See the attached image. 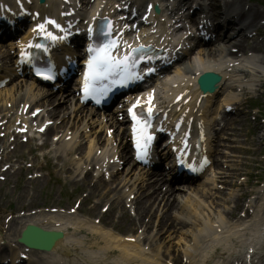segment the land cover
I'll list each match as a JSON object with an SVG mask.
<instances>
[{
    "label": "bare ground",
    "instance_id": "1",
    "mask_svg": "<svg viewBox=\"0 0 264 264\" xmlns=\"http://www.w3.org/2000/svg\"><path fill=\"white\" fill-rule=\"evenodd\" d=\"M242 1L243 0H238V2ZM249 15L252 21H255L257 18L263 16V12L257 8L252 10L250 9ZM232 36L233 34H222V38L220 37L222 43H218L216 47L209 48L207 52H200L199 64H197L193 60H187L184 64V67H193L194 69L198 68L201 72L206 70H213L214 72L220 73L222 79L221 83L224 80L230 79H225V73L227 72V69L229 67V62L231 61L229 58H233L235 62L238 61V68L242 65L245 68L256 69L259 72H263V57H260L258 59H256L255 57L242 58L241 63L239 62V58L243 55V52L246 48H249L250 51H258L260 46L255 42H252L251 44L248 43L245 37L240 36L239 38L234 39L231 38ZM229 43L231 44V47L237 48V52H241V54L238 55L237 52H231V49L228 45ZM176 73L177 77H181L182 69H178ZM16 89H19V85H16ZM221 90L222 88L220 89V91ZM27 93L31 95L28 98H30L35 104H37L36 98L39 96V93H34L31 90V87H28ZM42 95L46 96L47 94L42 93ZM227 100L229 99L227 98ZM66 102L67 101H63L62 104L57 103V105L50 110L49 114L50 116L52 115L55 118L60 117L61 120L71 118L74 122V125H77L79 120L72 117L73 115L71 113V109H74L73 111H75L74 104L72 103V100H70V105H67ZM50 104H52V102L46 103V105ZM37 105L45 106L43 104ZM80 111L83 112L84 117L88 116V113H85L84 109H81ZM213 119L214 117L208 118L207 115H204V125L207 126L208 129L211 127V121ZM233 124L239 125L240 122H238L237 119H229L225 126H232ZM233 130L235 131V128ZM121 133V127L119 126L117 135H120ZM217 143L219 144L220 142L218 141ZM222 144L227 145L224 144V141L222 142ZM77 148L80 149L81 146L78 145ZM92 148L93 146L89 144L88 152ZM220 151L221 150L217 147V145H215L213 148V152L215 153ZM217 161V158L213 159V162H215V166L218 165L216 164ZM235 170L238 171L237 168ZM189 191V194L181 195L175 192V190H171L170 195L165 203L167 209L165 213L161 215L157 223V228L159 229V231H157L155 235L151 236L150 239L149 237H147V240L149 241L148 243H153V240H157L158 233L161 231V234H163L164 237L166 236L165 238L168 239L167 244L165 243L164 245H161V243L158 242L148 247L149 252H146L145 257H147V260H150L151 264H168L170 260L173 262V264H178L179 252L173 253V251H175V248L173 243L174 241L172 242V239L175 238L177 239L175 241V244H179L180 242L182 243L181 250L183 251L181 255L186 258V261L189 264H206V256H204V253H206L207 250L210 251L208 254H214V256L217 257L215 262L220 264H230L231 259H236L240 254L231 253L230 247L234 245L230 243L231 239H233V236L235 234L244 235L246 233L245 231H250L252 229H254L255 231L254 235L251 237L247 236L242 241L239 240L237 245L239 244V242H241V244H243L242 246H246V253L248 252L247 249L249 247L250 249L252 248V252L256 254L261 253L264 250L262 245H258V242L260 240H264V229H261L255 224L249 225L246 220H242V223L240 225H238L239 223L235 224L232 227V231L231 228H227V219L230 216L234 215V210L224 208L220 212L216 209V207L220 205L222 201L220 196L221 193H219V191L216 192V195H214L215 193H208L205 191V189L198 187H194L192 189L189 188ZM105 193H108V191H105ZM213 195L214 197L211 199V196ZM232 195L233 193L230 192L229 196ZM147 196L148 197H145L146 200H149L150 198L156 199L158 197V194L153 192L152 194L150 193ZM139 203L144 204V201L140 200ZM236 204L237 206L240 205L238 204V198L236 199ZM118 205H120V203ZM172 208H174L173 211ZM257 208H259V217L261 215L264 216V202L262 200L261 205H259ZM146 211L148 213H151V215L155 213V210L153 209V202H151V204L146 208ZM223 226L227 229L224 230L225 232L222 236L221 229H224ZM163 230L166 232H164ZM217 230H220L221 232ZM90 231H95L99 234H102V230L95 227V225H93L92 223L90 225ZM187 237H189V239H187ZM158 240H160V237ZM161 247L163 248V250L161 253H159ZM59 248L67 247L63 242L60 241L54 247L53 251L56 252L57 250H59ZM128 248H134V246H126V248L122 252H126ZM161 256L162 258L158 259V257ZM164 257L168 258V261H165Z\"/></svg>",
    "mask_w": 264,
    "mask_h": 264
},
{
    "label": "snow or ice",
    "instance_id": "2",
    "mask_svg": "<svg viewBox=\"0 0 264 264\" xmlns=\"http://www.w3.org/2000/svg\"><path fill=\"white\" fill-rule=\"evenodd\" d=\"M49 24L55 25V27L60 28L59 24H56L55 21H48ZM63 30V29H61ZM34 31H38L39 34H42L45 39H51L56 42L63 37L55 36L52 32L47 31L44 24H39L37 29ZM112 25L111 22H108L107 30L102 27L101 35L106 38L111 36ZM89 32H92V29H89ZM29 47H35L38 49H42L47 52L48 49L45 45L42 44H29ZM127 51L125 54L121 56L114 55V51L119 48V44L115 40H107L106 43L100 45L99 47H89L88 51L91 54L88 64V71L85 73L84 79V92L86 95L94 94L98 91L97 85L102 83L105 80H113V82L120 83L121 86H125L129 81L140 79L141 77L137 74H134L130 71V68L135 66L138 61L144 60L146 57L143 53L144 45H138L136 47H132L131 45H126ZM139 53V55H137ZM21 56L26 59H31V54L29 52L21 51ZM151 59L150 57H147ZM149 71H153V69H149ZM38 75H43L45 79H51L52 77L44 74L37 73ZM107 91V89H104ZM103 94L102 92L100 93ZM153 97L150 95L148 99V108L147 112L149 117L153 113V108L151 106ZM140 107V101L137 100L136 103L128 109L129 114L131 115L133 121L135 122L134 132H137L138 140L137 147L138 148H146L147 142L152 139V137L147 133V128L150 126L148 121L145 120L142 116H139L135 109ZM143 139L145 141L144 145H141L140 140ZM147 156L146 151H141L138 154L139 159H144Z\"/></svg>",
    "mask_w": 264,
    "mask_h": 264
},
{
    "label": "rangeland",
    "instance_id": "3",
    "mask_svg": "<svg viewBox=\"0 0 264 264\" xmlns=\"http://www.w3.org/2000/svg\"><path fill=\"white\" fill-rule=\"evenodd\" d=\"M262 107L264 108V104H263ZM261 109H262V108H261ZM260 136H261V134H258V135H257L256 133H254V135H252L249 139H250V140H255V138H256L257 140H259V139H260ZM240 139H243V138H240ZM246 143H247L248 146H249V143H248L247 141H246ZM247 158H250V159H251V158H254V157H253V156H248V155H247ZM255 158L258 159L257 157H255ZM255 165H256V164L254 163L253 166H252V168L255 167ZM207 178H211V175H207ZM174 247H175V245H174Z\"/></svg>",
    "mask_w": 264,
    "mask_h": 264
}]
</instances>
